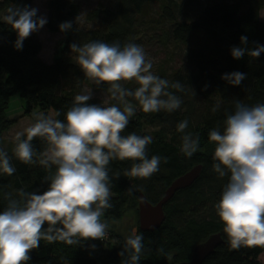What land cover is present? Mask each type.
<instances>
[{"label": "trees", "instance_id": "16d2710c", "mask_svg": "<svg viewBox=\"0 0 264 264\" xmlns=\"http://www.w3.org/2000/svg\"><path fill=\"white\" fill-rule=\"evenodd\" d=\"M154 4H159L160 8L156 19L151 15ZM26 5L33 8V0H0V17L7 14L9 7ZM188 5H197L195 17L181 19L179 13ZM262 8L264 0L214 1L206 5H202L199 0H107L102 7L88 13V20L95 21V26L80 28L79 22H75L82 10L79 0H49L46 24L49 31L61 32V23L73 22L72 30L64 33V56H57L52 62L41 57L43 45L34 34L24 41L22 50H16L14 44L17 33L0 20V148L8 152L17 169L13 176L0 174V211L7 207L5 193H12L13 199H20L18 189L42 194L50 184L44 181L48 170L39 163L25 165L15 158L12 150L16 142L11 148H6L2 143L3 133L18 120L7 115L15 93H19L26 101L24 114L36 107L43 111L44 116L64 121L74 97L81 94L83 86L90 82L76 59L69 58L72 59L70 61L65 58L67 51L71 53V43L82 45L90 41H103L111 44L119 41L121 45L127 42L138 44L143 36H148L157 37L164 45L174 43L182 46L179 66L172 71L161 67L154 73L170 83L179 81L185 86V92L168 89L182 99L180 109L171 113L162 110L146 114L140 109L138 101L132 97L126 98L137 111L130 118L125 135L134 131L140 136L153 137L147 155L148 158L159 155L161 163L159 171L144 180L124 175L125 170L131 168L132 161L110 162L109 175L113 179L109 187L115 207L106 210L101 219L108 223V232L115 242H110L108 248L98 254L90 247L92 244L97 246V240L87 241L83 247L41 241L40 248L32 251L29 264H121L122 258L118 253L123 250L128 235H124L119 226L115 228L114 223L124 219L128 207L136 209L138 221L140 192L155 204L162 199L175 178L197 164L203 165L201 175L192 185L178 190L165 204L166 217L162 225L155 231H143L137 225L139 234L144 237V253L140 264L189 261L194 247L213 233H220L223 242L201 264H264L259 258L264 249H230L223 224L214 207L228 177L218 178L212 170L215 145L208 139L211 129L220 127L223 130L227 114L235 111L236 100L249 106L264 103V53L259 58L245 54L240 60L231 55L233 46H243L241 36H247L250 49L258 44L264 45V20L260 18ZM146 17L152 19L147 21ZM235 71L247 74V79L240 86H232L221 79L223 74ZM205 85H208L206 90ZM96 87L107 90L108 85ZM136 87L138 85L135 82L125 86L130 90ZM191 87L196 96H193ZM88 103L108 106L97 97ZM217 103L220 107L214 113L212 108ZM57 110L61 113L59 117L55 115ZM184 119L189 121L186 133L190 132L194 137L199 135L200 138L198 151L191 158L180 151L184 133L177 131V124ZM146 127L154 130L148 131ZM32 143L37 151V157L34 158L38 159L47 144L39 138ZM52 171L55 172V167ZM117 172L120 174L119 179L114 177ZM130 187L131 193L128 191ZM159 249H163V253ZM167 255L171 256L170 260L166 258Z\"/></svg>", "mask_w": 264, "mask_h": 264}, {"label": "clouds", "instance_id": "9594fccd", "mask_svg": "<svg viewBox=\"0 0 264 264\" xmlns=\"http://www.w3.org/2000/svg\"><path fill=\"white\" fill-rule=\"evenodd\" d=\"M37 13L36 8L16 6L9 7L7 14L0 17L17 33L16 50H22L24 41L48 23L46 17ZM81 15L75 22H79ZM59 28L67 33L72 30L73 22L65 21ZM240 41L243 46L231 49L234 59L240 60L245 54L259 58L264 53V45L250 49L247 36H241ZM69 47L77 54V64L84 76L98 87L108 85L111 98L123 108L89 104L93 94L84 90L74 97L64 121L38 115L35 123L16 134L12 150L15 158L25 165L39 163L48 170L44 181L50 184L42 194L20 188L17 190L20 199H13L12 193L4 194L8 203L0 211V264H29L32 251L40 248L41 241L81 247L90 240L104 241L109 225L101 218L106 210L115 207L109 187L113 179L109 175L110 162L132 161L124 175L144 180L157 173L161 163L159 155L151 158L147 155L153 137L140 136L134 131L125 135L130 118L137 111L126 98L138 101L146 114L162 110L171 113L183 103L168 89L185 92V86L154 74L152 60L137 43L90 41L82 45L73 42ZM221 79L240 86L247 74L235 71L223 74ZM132 82L138 85L134 90L123 86ZM190 90L196 96L192 87ZM219 107L217 103L212 111L215 113ZM60 114L59 110L55 113L57 117ZM188 124L187 119L182 120L177 131L184 133L181 153L191 158L198 151L200 138L186 133ZM36 138L47 144L38 159L34 158L37 151L32 143ZM208 139L215 145L212 170L218 178L228 177L214 207L230 249H264V103L249 106L236 100L235 111L227 114L223 130L211 129ZM16 171L8 152L0 148V174L13 176ZM114 177L119 179L120 174L117 172ZM128 191L131 193L132 188ZM143 241L139 230L132 229L118 253L121 264H140ZM90 247L95 249L96 245ZM158 251L163 253V249ZM166 258L170 260L171 256Z\"/></svg>", "mask_w": 264, "mask_h": 264}, {"label": "rangeland", "instance_id": "374dc122", "mask_svg": "<svg viewBox=\"0 0 264 264\" xmlns=\"http://www.w3.org/2000/svg\"><path fill=\"white\" fill-rule=\"evenodd\" d=\"M48 1L49 0H33V8L38 9V15L44 16L47 18L48 15ZM82 10H81V17L79 20V27L80 28H90L95 26V21L88 20V13L94 9L102 7L107 0H79ZM182 1V0H180ZM214 1H233V0H199L202 5H206L208 3ZM197 9V5H188L183 8L182 12L179 13V17L183 18H193L195 17V12ZM160 8L159 4H154L151 8V15L152 18L156 19L158 17ZM1 16V15H0ZM151 17H146V20L152 19ZM260 18L264 20V8L260 10ZM153 31V30H152ZM152 31H149L150 33ZM148 33V35H150ZM36 35L42 42V51L41 57L48 61L52 62L55 57L57 56H64L62 50L66 45V36L64 33L61 32H51L48 30L47 26L41 29L39 32L33 33ZM141 45L147 55V58L151 59L153 62L152 71L156 73L161 67H165L168 71H172L175 67L181 64L182 58V46L175 45L174 43H170L164 45L162 42H159L156 38H148V36H143ZM67 56L65 57L67 60L76 59L75 53H69L67 51ZM72 58V59H69ZM128 83H125L123 86L125 87ZM87 90L93 94V97H97L105 105H117L123 108V105L119 103V101L114 100L111 98L110 94L107 90L99 89L95 86V84L90 80L89 83L85 84L82 88L81 93ZM27 107L25 99L19 94L15 93L9 103L7 109V115L9 117L18 118L17 122H15L8 130L3 133L2 136V143L6 148H11L15 141V136L18 132H23L27 127L35 123V117L38 115H44L43 111L39 110L38 108L34 107L31 109L28 114H24L25 109ZM24 114V115H23ZM148 131H153L154 128L146 127ZM115 228H120L124 235H130L132 229H137V225L139 221H137L136 209L132 207H128L126 209L124 219L119 223H114ZM97 246L95 250L98 254H102L107 248L109 243L115 242V238L111 237V234L108 232V236L105 238L104 241L97 240ZM260 260L264 262V253L260 255Z\"/></svg>", "mask_w": 264, "mask_h": 264}, {"label": "water", "instance_id": "95a60500", "mask_svg": "<svg viewBox=\"0 0 264 264\" xmlns=\"http://www.w3.org/2000/svg\"><path fill=\"white\" fill-rule=\"evenodd\" d=\"M202 164L191 167L188 171L175 178L167 187L164 196L160 201L153 204L149 202L143 193H139L138 201V221L139 228L143 231L157 230L165 220V204L180 190L192 185L201 175ZM223 242L220 233L211 234L206 240L198 243L192 252L189 261L173 264H201L206 257L214 252L215 248Z\"/></svg>", "mask_w": 264, "mask_h": 264}]
</instances>
